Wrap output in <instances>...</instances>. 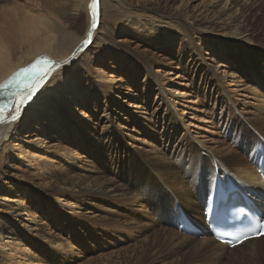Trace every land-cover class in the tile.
<instances>
[{
    "label": "rangeland",
    "instance_id": "1",
    "mask_svg": "<svg viewBox=\"0 0 264 264\" xmlns=\"http://www.w3.org/2000/svg\"><path fill=\"white\" fill-rule=\"evenodd\" d=\"M87 2L0 0V8H7L16 14L26 8L57 26L60 34L77 40L91 27L85 7ZM220 3L223 6L227 3V7L223 8L225 13L230 11L239 20L218 32L227 35L236 31L240 37L247 39V43L239 41L232 46L221 44L224 50L233 48L237 52V58L233 57L232 61L226 57L232 66L229 69L221 67L213 53L218 47L210 50L212 42L199 31L205 27L210 16L218 18L216 13L209 16L208 10ZM97 6L99 24L94 29L91 43L83 47L74 62L76 67L71 65L58 74L57 71L52 74H56L55 77L61 74L66 81L59 89H48L44 99L48 104V114L33 116L39 117L38 129L35 130L30 117L34 109L29 104L25 118L31 124H24L22 114L7 129L8 134L0 138V147L5 142V148L3 146V151H0L2 159L8 156L7 161L0 164V183L4 173L10 176L8 172L14 171L18 177L13 182L6 180V183L11 182V200L2 203L0 199V220L6 221L9 217V211L4 210L6 206L21 213L20 225L23 226L21 234L11 240H4L0 235V264H264V258H259V255L251 259L247 257V252L230 249L220 257L206 238L189 236L191 239L182 243V239L178 240L168 230L173 229L168 224L170 216H166L167 225L160 224L157 206L142 208L143 196L139 193L115 200L111 209L105 205L104 199L86 196L82 200L78 193V182L83 178L82 168L102 165L103 162L105 169H113L111 154L115 147L118 149H114V154L119 159L133 153L136 159H143V163L148 162L153 146L164 152L166 144L171 146L177 140L173 144L180 148L176 153L187 151L182 144L183 136L177 138L178 135H175V141L169 143L166 139L170 128L164 129L162 118L165 108L159 111L155 104L159 102L160 95L157 100L156 93L147 98L146 89L154 79L172 92L170 99L188 130L197 131L193 134L195 142H190L187 135L188 146H198L200 130L220 140V132L224 129L221 132L224 140L240 142L243 146L242 158L246 163L238 166L241 165L245 171H248L247 166L253 167L252 159L264 149V0H259L257 4L252 0H99ZM184 8H189L190 16H198V22H192L195 26L188 25L185 20L177 23L171 18V13H179ZM161 22H173L178 27L167 30L161 27ZM101 29L105 32L102 33ZM54 32L58 40L59 34ZM96 41L99 43L95 44ZM237 61L233 66V62ZM229 74L232 77L235 75L234 79ZM120 87H123V94H134L131 91L138 90L128 110H135L132 106L136 103L144 108L146 117L153 120L155 136H146L136 123L131 127L135 133L119 125L118 138L120 141L126 139V143L112 149L115 141L112 143L106 136L108 124L105 116L107 110L114 112L118 109L120 114L121 110L118 100L106 108L105 98L113 94L116 98L122 97L115 93L120 91L117 89ZM77 90L82 97H87V105L73 99ZM123 106L128 107L127 103ZM226 119L231 121L230 130L225 128ZM80 124L85 125L86 136L81 143L76 130ZM15 125L19 128L11 135ZM41 125L44 127L42 130ZM164 135L165 138H162ZM134 139L144 143H136ZM36 140H43L44 145L32 150L30 142ZM93 141L94 147H90ZM155 141L158 144L151 147ZM164 155L171 158L168 153ZM233 173L238 171L233 170ZM152 174L148 177L149 184L157 181ZM90 176V173L86 174L87 179ZM111 176V172L99 171L94 175L96 181ZM146 184L142 185V188L145 186V193L148 191ZM84 186L91 188L88 182ZM145 196L154 199L149 193ZM95 203L98 204L96 208L88 205ZM131 209L133 211L129 212ZM133 212L136 217L131 215ZM170 212L171 209L166 210L162 215ZM145 215H149L148 220Z\"/></svg>",
    "mask_w": 264,
    "mask_h": 264
},
{
    "label": "bare ground",
    "instance_id": "2",
    "mask_svg": "<svg viewBox=\"0 0 264 264\" xmlns=\"http://www.w3.org/2000/svg\"><path fill=\"white\" fill-rule=\"evenodd\" d=\"M81 1L82 0H80V2ZM252 2H254V4H257L259 0H252ZM87 3L88 5H86ZM87 3L84 5H86L85 7L87 9L88 17L90 18L91 27L88 28L87 33L83 37L77 40L72 39L67 34H60L61 32H59V28L57 26L54 27L49 20L44 19L45 17L42 18L38 15H35L26 8H23V12L20 14L10 12L7 10V8L6 10L3 8L1 10L0 8V10L2 11L0 12V85H6L10 80L16 79L17 74L20 73L22 70H32L31 72L26 73L29 78L27 80H24V82L20 85L19 88H13L11 91H9L7 88H0V105L6 106L5 122L0 123V138L2 136H6L8 134L7 129L11 125H13L14 122H16V120L14 122H9L12 121V117L13 115H15V113L11 110L13 103H17V105H19V103L24 104V107L21 109L20 114V117L22 116V114H24V124L28 122V119L25 118V116H27L29 104H32L31 107L34 110L33 114H31L30 117H32V121H34L33 124L35 130L38 129L36 128L39 119L38 113L43 115L48 114L46 113V106L48 104L44 100L48 93V89H59L61 84L66 81L65 77L61 74L57 77H55L56 74L52 76L53 72L57 71L58 74L65 68L70 67L71 65H74V67H76V63L74 62L79 58L83 47L86 48L91 43L90 40L93 37L94 29L98 23V8H96L95 10L96 22L94 23V10L92 7V0H88ZM226 7L227 3L224 4V6L221 3L218 5H214L212 9L208 10V14L210 16L211 14L213 15V13H216V15H219L218 18L216 17L214 19L211 16H207L209 18L206 21L205 27L202 29H198H200L199 31L203 32L207 36L206 40L212 42V45L209 47L210 50H213L215 46L218 47L217 51L215 50V52L213 51V53L215 56L218 57V60L221 63V67L229 69L232 66L228 62L229 60L232 61L233 57L237 58V52H235L233 48H230L228 51L224 50L221 44L226 43L232 46V44H234L235 42L239 43V41H246L247 43V39L245 40L244 38L240 37L239 33H237L236 31L227 35L218 32L224 29V26L233 22H238L239 20L236 19L237 17H234V15L230 13V11L228 13H225V10L223 8ZM188 9L189 8H184L181 9L179 13H171V18L177 20V23H182V20H185L188 25L190 24L192 25V27L195 26V23L192 22H198V16H196V18L194 16H190V12ZM194 18L197 19V21ZM191 19L193 20L189 22V20ZM172 23L173 22H161V27L167 30H173V28L177 29L178 26L175 24L173 25ZM11 26L14 28L13 30H11ZM54 31H57L59 34L58 40L55 39L56 34H54ZM101 32H105L104 29H101ZM208 41H206V43H208ZM96 43H99V41H96L95 44ZM192 45H194V43H192ZM226 57L229 58V60ZM192 59L194 61L195 56H193ZM49 61L51 63H49ZM237 63L238 61L233 62V66ZM33 66L36 67L33 68ZM236 67H239V65ZM177 68H179V66ZM45 72H47V75L44 76L43 80H41L40 76H43ZM51 76L52 78L49 80ZM67 77L70 78L71 76ZM234 77L232 78L234 79ZM34 84L37 86L36 91L33 93V96L30 97L28 101H24V87H32ZM117 89H120V91L116 90L115 93H119L120 95H122V97L116 98L114 94L110 97L106 96V98L103 96L106 99V108H109L110 104H115L118 100V107L121 110V114L118 113V109H116L117 111L114 112L107 110V114L105 116L108 124L106 136L109 137L112 143H114L115 141L114 145L112 146V149L116 145L119 146L122 144L124 146L126 143V139H121L120 141V138H118L119 131L117 132V127L119 125H124V128H127V131L135 133V131L131 129V127H134V124L136 123L140 127V130H143L144 134L146 133V136L150 135L152 138H154V126L152 125L153 120L151 118L149 119L148 117H146V113L143 112L145 111L144 108L139 106V104L137 103L135 106L133 103L134 106L132 107H134L135 110H128L129 105H131L130 103L132 102L131 99H134L136 97V91L138 90L135 89V91H131V93L134 94H123V87ZM224 91L226 92L225 89ZM13 92L17 93V96L14 97L12 95ZM146 92H148L147 98H149L150 95H153V93H156V100L159 98L160 95L159 102L155 104L156 106H158L159 111L161 110V108H165V115L162 120L164 123L163 125L165 127L163 128H170V134H168L166 137V139H169L168 143L169 141H175V139L173 140V137L175 135H178L177 138L183 136L184 140L182 144L186 146L185 148H187V151L176 153L180 148H176L175 146H173L175 142H172L173 144H171V146H169V144H166L164 147V152H162L160 149H158L157 146H153L154 144H158V142L155 141V143L153 142V144L151 145V147L153 146V148L149 152L150 154L148 155V162L143 163L141 162L143 161V159H141L140 157L136 159V155L133 153L127 155V158L125 157L124 159H119V156L114 154V149H118V147H115L112 151L113 153L111 154V162L114 165L113 169H105L103 162L102 165L99 164L92 167L88 166L82 168L83 178L80 182H78V193L82 200L85 199L86 196H96L100 199H104L106 202L105 205L108 207V209H111L114 208V206L111 204H113L115 200L118 201L126 199L132 193H139L140 196H143V198L146 199L143 200V198H141L142 201L140 205L142 208L145 209V207L151 205L157 206L160 212L158 216L160 224L167 225L166 216H170L168 224L172 226L175 215L178 216L180 214V211H184L191 221H193L201 230H204L205 215L202 203L206 202L207 199L211 197V193L215 189L216 180L218 176H220L221 180L225 181L226 183L232 182L236 185L237 188L241 189L251 197L252 194L254 195V197L255 195L264 196V180L260 176L258 171L253 168L254 166H247L248 171L242 170L241 165L238 166L240 163H246L245 159L242 158L243 155L241 149L243 150V146L240 142L232 141V143H229L227 140H224V137L221 136V132L224 129L220 132V140L211 138V136L205 130H198L200 133L199 136L201 137L200 139H198V146H188L187 135L189 137L190 142H192V140L195 142L193 134H195L197 131L193 132L190 128L188 130V126L186 124V126L184 125L185 122L183 121L182 115H180V113L176 110V107L174 106L175 103H173L170 99V95L172 92L166 89L157 79H154L153 83L146 89ZM74 94H76V98L73 99H77L76 102H81L84 105H87V97H82L81 93L78 90L75 91ZM219 97L220 95L218 96V98ZM93 103L95 104V102ZM126 103L128 106L127 108L126 106H123ZM191 109V106H189V111H191ZM35 115L38 116L33 117ZM118 115H120V117ZM226 118H228V116H226ZM225 122V128H228L230 130L231 121L229 119H226ZM41 123L42 121L40 120L39 124ZM28 124L31 123L28 122ZM245 125L247 127V124ZM18 128L19 126L17 127L15 125L13 131L10 132L11 135L15 134ZM43 128V125H41L40 129L42 130ZM83 128H85V125L80 124L76 129L79 143L85 141L84 139L86 136ZM190 130L192 132H190ZM237 132L239 133V131ZM162 138H165V135ZM95 140L99 142L98 138H95ZM116 141H118V144L116 143ZM134 142L139 144L144 143V141L140 139H134ZM30 143L33 145L31 147L32 150L44 145L43 140L40 142L36 140L35 142ZM93 144L94 141L89 146L94 147ZM184 145L182 147H184ZM3 146L5 148V142L1 144L0 151L3 149ZM91 151H93V149H91ZM263 151L264 149L262 150V152ZM164 153L170 154L171 158L169 156L166 157ZM93 155L97 157L95 152L93 153ZM2 157L3 155H1L0 152V164L1 162H3L4 164L8 159L7 155H5L4 159H2ZM104 159L105 155L103 154L102 160ZM233 170H237L238 173H233ZM98 171L99 173L111 172L112 176L109 177V179L102 178L103 180L96 181L94 175L98 174ZM9 173L10 176L7 175V173L3 174L4 179L0 183V199L3 200L1 201L2 203L11 200V198H9V193L11 189L9 184H11V182L6 183V180L13 182L14 178L17 177V175L14 174V171L12 173L10 171L8 172V174ZM87 173H90L91 175L89 179L86 178ZM151 173L155 175V179L157 181H153L152 183H150V185L148 183V177L151 175ZM87 182L91 186V188L89 189L84 186V184H86ZM145 183H147V193H149L154 199H149L145 196L147 194L144 192L145 190H143L145 189V186L144 188H142V185H144ZM132 202H134L133 199ZM260 204L264 209V202L261 201ZM88 205L91 206V208H96L98 204L96 205L95 203L94 205ZM7 209L8 207L5 206L4 210L9 211V217L5 219L6 221L0 220V235L4 240H11V238H15L18 236V234H21V229H23V226L20 225L22 223L20 222L21 213L12 210L11 208H9L8 210ZM169 209H171V212L168 215H162L163 212ZM132 211L133 210L131 209L129 212ZM131 215L136 217L134 212L131 213ZM144 218L148 220L149 215H145ZM168 230L169 232H171V234H175L178 240L182 239L180 240L182 243L191 239L188 238L189 236L179 233L175 229ZM209 241L210 242L207 243L215 247L218 252L217 254H220V257L225 255L229 251L226 246L216 241ZM246 247L248 250L245 249ZM232 251L247 252V257L251 259L256 257V255H259V258H264V236L259 239L249 240L246 243H243L242 246L234 248Z\"/></svg>",
    "mask_w": 264,
    "mask_h": 264
},
{
    "label": "snow or ice",
    "instance_id": "3",
    "mask_svg": "<svg viewBox=\"0 0 264 264\" xmlns=\"http://www.w3.org/2000/svg\"><path fill=\"white\" fill-rule=\"evenodd\" d=\"M99 0H92V7H93V20L94 23L96 22V8L98 5ZM43 62V61H41ZM49 63H51L49 61ZM36 66H33V68H35ZM31 69H25L22 70L20 73L17 74V78L10 80L6 85H0V88H7L9 91H11L13 88H19L20 85L24 82V80H27L29 77L28 75H26V73L31 72ZM47 75V72H45L43 74V76H40V79L43 80L44 76ZM36 85L34 84L32 87H24L23 90V100L24 101H28L30 99V97L33 96V93L36 91ZM12 95L15 97L17 96V93L13 92ZM5 107L4 105H0V123L5 122ZM24 107L23 103H19V105H17V103H13L12 105V112L15 113V115H13L12 117V121L9 122H14L15 120L19 119L20 114H21V109Z\"/></svg>",
    "mask_w": 264,
    "mask_h": 264
}]
</instances>
